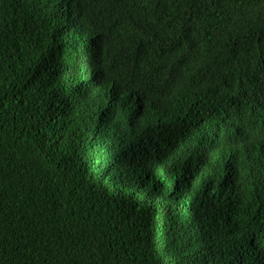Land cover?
I'll return each mask as SVG.
<instances>
[{
  "label": "trees",
  "instance_id": "1",
  "mask_svg": "<svg viewBox=\"0 0 264 264\" xmlns=\"http://www.w3.org/2000/svg\"><path fill=\"white\" fill-rule=\"evenodd\" d=\"M0 264H264V0H0Z\"/></svg>",
  "mask_w": 264,
  "mask_h": 264
},
{
  "label": "bare ground",
  "instance_id": "2",
  "mask_svg": "<svg viewBox=\"0 0 264 264\" xmlns=\"http://www.w3.org/2000/svg\"><path fill=\"white\" fill-rule=\"evenodd\" d=\"M28 33V32H27ZM11 109V108H10ZM29 138V137H28ZM52 175V174H51ZM181 188V187H180ZM138 213V212H137ZM173 215V214H172ZM154 222V221H153ZM151 229V228H150Z\"/></svg>",
  "mask_w": 264,
  "mask_h": 264
},
{
  "label": "clouds",
  "instance_id": "3",
  "mask_svg": "<svg viewBox=\"0 0 264 264\" xmlns=\"http://www.w3.org/2000/svg\"><path fill=\"white\" fill-rule=\"evenodd\" d=\"M261 116H263V115H261ZM261 116H258V117H261Z\"/></svg>",
  "mask_w": 264,
  "mask_h": 264
}]
</instances>
